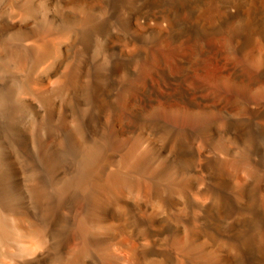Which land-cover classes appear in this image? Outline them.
Listing matches in <instances>:
<instances>
[{
	"label": "bare ground",
	"instance_id": "1",
	"mask_svg": "<svg viewBox=\"0 0 264 264\" xmlns=\"http://www.w3.org/2000/svg\"><path fill=\"white\" fill-rule=\"evenodd\" d=\"M0 264H264V0H0Z\"/></svg>",
	"mask_w": 264,
	"mask_h": 264
},
{
	"label": "rangeland",
	"instance_id": "2",
	"mask_svg": "<svg viewBox=\"0 0 264 264\" xmlns=\"http://www.w3.org/2000/svg\"><path fill=\"white\" fill-rule=\"evenodd\" d=\"M165 61L169 64L170 66V71L177 75L178 77H182L184 72L182 71L181 67L178 66L174 61H171L167 58H165ZM174 68V69H173ZM152 70V69H151ZM151 70H147L144 75L143 79L148 77V78H153V75L151 74ZM224 68L222 65H217V64H211L209 62H204L203 63V71L199 75H195L194 79L198 81L199 83L203 84L204 86L207 87H213L215 83L217 82V79L221 76H225ZM152 80V79H151ZM155 84V87L158 88V92L164 93V89L162 86L157 82L156 79L152 80ZM215 82V83H214ZM214 83V84H213ZM157 85V86H156ZM159 85V87H158Z\"/></svg>",
	"mask_w": 264,
	"mask_h": 264
}]
</instances>
